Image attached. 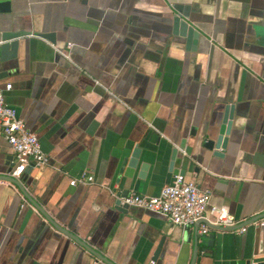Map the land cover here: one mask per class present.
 I'll return each instance as SVG.
<instances>
[{"label": "crops", "instance_id": "crops-1", "mask_svg": "<svg viewBox=\"0 0 264 264\" xmlns=\"http://www.w3.org/2000/svg\"><path fill=\"white\" fill-rule=\"evenodd\" d=\"M7 1L0 46L4 33H27L16 58L0 52V89L49 158L24 183L49 216L115 264H264V0ZM176 4L200 32L194 49L175 34ZM230 105L227 148L206 147ZM14 160L0 133V175ZM83 173L95 182L73 186ZM177 174L210 190L238 227L202 234L199 223L116 207ZM0 264L103 263L1 179Z\"/></svg>", "mask_w": 264, "mask_h": 264}, {"label": "built area", "instance_id": "built-area-1", "mask_svg": "<svg viewBox=\"0 0 264 264\" xmlns=\"http://www.w3.org/2000/svg\"><path fill=\"white\" fill-rule=\"evenodd\" d=\"M12 84L6 88L11 89ZM0 133L10 143L15 160L11 176L20 179L29 170L39 169L49 161L43 151L39 136L33 132L26 122L18 116L17 110L6 102L5 93L0 89ZM95 177L83 173L71 180L77 184H93ZM212 193L201 188L194 180L187 179L183 174H177L174 179L163 186L158 195H143L132 192L118 199L124 204L136 206L157 213L174 225L190 227L200 223L202 234H207L210 225L234 227L240 223L226 206H216L211 203ZM207 221L209 224L202 222ZM264 227V218L257 223ZM249 224L242 226L239 232H246ZM258 264V263H256Z\"/></svg>", "mask_w": 264, "mask_h": 264}, {"label": "water", "instance_id": "water-1", "mask_svg": "<svg viewBox=\"0 0 264 264\" xmlns=\"http://www.w3.org/2000/svg\"><path fill=\"white\" fill-rule=\"evenodd\" d=\"M174 10L176 11L174 15V26H175V34H180L183 36H187L188 41H189V46L192 49H194L196 46V43L198 41V38L200 36L199 30H197L190 22L188 21L189 15L186 10H184L183 6L180 5H174L173 6ZM10 2L7 0H0V10L2 11H10ZM27 32H7L4 33L2 36L3 43L0 46V52H1V60L2 62L8 61L10 59H14L18 56V51L21 45V41L19 40V37L23 36ZM43 37L51 40H54V34H43ZM233 119H234V106L230 105L227 106L225 116L223 119V124L221 125V128L218 131V135L216 139H209L206 143L205 146L210 148V149H223L225 150L228 146L229 143V136L232 131V126H233ZM141 155V149L139 147L134 148L131 159H130V169H129V175L133 172V169L137 166L139 158ZM218 155H222L221 152H218ZM256 157L258 159L262 158L260 154H257ZM12 171V170H11ZM177 173V172H176ZM183 173V172H180ZM27 174H25L23 177L20 179H16L11 176H6V175H0V180H8L12 183H14L19 190L22 192L24 195V198H27L30 203H32L38 211H40L44 217L50 222L56 229L59 231L63 232L64 234L68 235L72 239H74L76 242L81 244L84 248H86L89 252H91L94 256H96L97 261L102 262L103 264H115L113 261H111L109 258H107L105 255H103L101 252L95 250L92 246H90L87 242H85L83 239L78 237L76 234L72 233L71 231L67 230L60 224H58L49 214L38 204L28 193L26 187H25V182L27 180L26 178ZM116 207L120 209H125L129 207L128 204L122 203L120 199L116 201ZM263 216H261L262 218ZM202 222L209 224L207 221L203 220ZM200 224V223H199ZM212 226L211 224H209ZM213 227V226H212ZM238 226L234 227H223V226H218L215 228L221 229V230H234ZM240 227V226H239ZM158 255V251L156 253ZM155 255V256H156Z\"/></svg>", "mask_w": 264, "mask_h": 264}]
</instances>
